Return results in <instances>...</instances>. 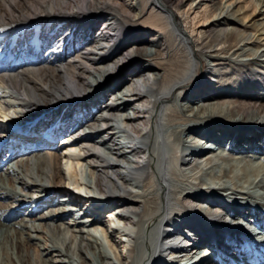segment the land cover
Segmentation results:
<instances>
[{
	"label": "bare ground",
	"instance_id": "obj_1",
	"mask_svg": "<svg viewBox=\"0 0 264 264\" xmlns=\"http://www.w3.org/2000/svg\"><path fill=\"white\" fill-rule=\"evenodd\" d=\"M259 54L264 0H0V264H264Z\"/></svg>",
	"mask_w": 264,
	"mask_h": 264
},
{
	"label": "rangeland",
	"instance_id": "obj_2",
	"mask_svg": "<svg viewBox=\"0 0 264 264\" xmlns=\"http://www.w3.org/2000/svg\"><path fill=\"white\" fill-rule=\"evenodd\" d=\"M233 17H236L237 18V14H234L233 15ZM245 56H239L238 58H239V61H241L242 62V58L243 59H245L244 58ZM258 57H260V54L258 55ZM257 57V58H258ZM263 59L264 57H260V59ZM208 68V65L205 67V72L207 71L206 69ZM204 78L205 77H203V76H201V74H200V77L196 80V83L197 84H199V83H202L203 82V80H204ZM24 118H25V120H24ZM34 118H36V117H31V116H22V117H18V119H19V121H17L19 124H24V123H30V121L31 120H34L33 122H31V123H34L35 122V120L36 119H34ZM26 120H28L27 122H25ZM221 122V121H220ZM251 123L252 124H250L249 126H254V125H257V124H260L261 123V121L260 120H252L251 121ZM19 124H17V125H19ZM195 124V125H194ZM202 124V123H201ZM201 124L199 123V128H201L202 126H201ZM227 124H230V125H232V127L233 128H238V127H242V125L241 124H239V123H236V121L235 120H233L232 121V123H226V125ZM190 126H192V127H195V126H198V124L195 122V123H193V125H191L190 124ZM244 126V125H243ZM191 127V128H192ZM196 128V127H195ZM198 132H197V130H186L185 132H182V136H183V138L185 139V138H189V136L192 134V135H195V134H197ZM201 136V133H199V137ZM3 138V137H2ZM2 138H0V139H2ZM7 138H5V140H6ZM249 156H251L252 158H253V161H254V163L256 162L257 163V161H259V160H263L264 161V151L263 150H261V151H258V152H256V153H251ZM248 156V157H249ZM226 158H228L227 156H226ZM264 177V176H263ZM258 180H259V178H258ZM261 182H255V183H253V184H251V185H249V187H248V185L245 187V188H243V189H238V192L239 191H241V192H239V193H242V194H247L248 196L251 194V199H253V200H255V201H259L260 202V205H263L264 204V178H262L261 177ZM230 184V183H229ZM197 185V184H196ZM196 185H195V187H196ZM231 186H232V184H231ZM198 187V186H197ZM204 187H206V186H204ZM204 189H208L207 187L206 188H204ZM200 191V190H199ZM223 191V190H222ZM230 191V190H229ZM230 193V192H229ZM227 194V193H226ZM231 194H233V193H231ZM249 198V197H248ZM263 207V206H262ZM255 222V221H254ZM228 223H229V225H231V226H233L234 224H236V223H234V222H232V221H228ZM258 234V235H261V234H263L264 233V226H260V225H257V224H254L253 222L250 224V225H248V226H246V230H245V235H249V234ZM183 246H181V248H179L178 250V252H180L181 250H184L185 248H186V246H185V248H182Z\"/></svg>",
	"mask_w": 264,
	"mask_h": 264
},
{
	"label": "trees",
	"instance_id": "obj_3",
	"mask_svg": "<svg viewBox=\"0 0 264 264\" xmlns=\"http://www.w3.org/2000/svg\"><path fill=\"white\" fill-rule=\"evenodd\" d=\"M25 119V118H24Z\"/></svg>",
	"mask_w": 264,
	"mask_h": 264
}]
</instances>
